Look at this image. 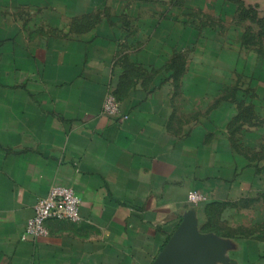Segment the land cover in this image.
I'll use <instances>...</instances> for the list:
<instances>
[{
  "label": "crops",
  "instance_id": "0c3cea01",
  "mask_svg": "<svg viewBox=\"0 0 264 264\" xmlns=\"http://www.w3.org/2000/svg\"><path fill=\"white\" fill-rule=\"evenodd\" d=\"M39 6L0 30V264H154L185 214L203 226L205 208L261 192L263 105L216 91L229 78L212 48L202 61L169 43L149 0H19ZM109 95L119 118L102 113ZM55 185L80 197V219L23 242ZM218 239V264H264L263 249Z\"/></svg>",
  "mask_w": 264,
  "mask_h": 264
},
{
  "label": "rangeland",
  "instance_id": "374dc122",
  "mask_svg": "<svg viewBox=\"0 0 264 264\" xmlns=\"http://www.w3.org/2000/svg\"><path fill=\"white\" fill-rule=\"evenodd\" d=\"M149 1L152 14L164 17L160 24L169 43L198 45L202 61L207 57L203 56L206 48H212L217 55L216 77L229 78L226 88L216 85V91L244 95L252 100L249 103L254 101L253 95L258 96L263 108L257 117V135L264 142V0ZM32 11L42 9L30 11L19 8V0H0L1 32L8 24L19 25V12ZM261 156L264 159V148ZM204 215L205 226L199 224L202 234L246 240L253 249L264 250V188L256 196L205 208Z\"/></svg>",
  "mask_w": 264,
  "mask_h": 264
},
{
  "label": "built area",
  "instance_id": "2783aa9c",
  "mask_svg": "<svg viewBox=\"0 0 264 264\" xmlns=\"http://www.w3.org/2000/svg\"><path fill=\"white\" fill-rule=\"evenodd\" d=\"M102 113L110 118L122 116L121 105L116 96L109 95L103 104ZM127 119V116H123ZM190 203L198 204L205 200L203 193L192 191L189 193ZM81 199L69 185H55L48 195L41 198L32 218L27 222L21 235L23 242L45 237L49 234L48 222L53 220L76 222L80 219Z\"/></svg>",
  "mask_w": 264,
  "mask_h": 264
},
{
  "label": "water",
  "instance_id": "95a60500",
  "mask_svg": "<svg viewBox=\"0 0 264 264\" xmlns=\"http://www.w3.org/2000/svg\"><path fill=\"white\" fill-rule=\"evenodd\" d=\"M221 240L202 234L194 211L184 215L182 222L164 246L154 264H218L225 263Z\"/></svg>",
  "mask_w": 264,
  "mask_h": 264
},
{
  "label": "trees",
  "instance_id": "16d2710c",
  "mask_svg": "<svg viewBox=\"0 0 264 264\" xmlns=\"http://www.w3.org/2000/svg\"><path fill=\"white\" fill-rule=\"evenodd\" d=\"M204 226H205V224L202 227H204Z\"/></svg>",
  "mask_w": 264,
  "mask_h": 264
}]
</instances>
